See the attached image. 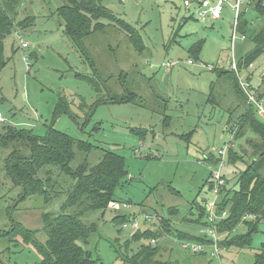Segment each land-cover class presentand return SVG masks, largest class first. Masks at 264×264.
<instances>
[{
    "label": "rangeland",
    "instance_id": "374dc122",
    "mask_svg": "<svg viewBox=\"0 0 264 264\" xmlns=\"http://www.w3.org/2000/svg\"><path fill=\"white\" fill-rule=\"evenodd\" d=\"M184 1L195 0H101L113 16L137 31L143 50H135L123 31L112 28L87 37L85 45L100 73V93L82 80L85 75L91 77L93 70L64 33L57 10L64 0H22L13 28L29 46L22 49L15 34L4 41L2 57L6 65L0 70L4 123H0V133L4 126L12 125L41 137L52 128L90 144L93 148L87 155L75 152L72 168L84 161L94 166L105 152L121 156L126 163V179L114 191L108 209L89 212L84 218L96 224L88 251L101 264H122L121 254L132 259L140 243L146 241L135 242L130 237L159 224L156 220L146 224L145 215L156 213L171 221L173 233L198 234L197 206L214 198L207 188L211 171L218 169L229 180L226 187L231 188L237 175L253 161L248 140L255 142L256 137L249 130L232 143L233 151L243 155L245 161L235 165L227 161L233 139L229 123L243 111L244 101L235 96L229 76H218L220 71H228L232 59L238 62L253 48L252 41L248 37L241 40L239 33L232 47L231 5L235 0L223 4L222 17L216 21L198 19L194 6L188 9ZM256 16L250 9L245 18L259 29L264 20ZM251 31L249 26L246 35ZM199 42L202 46L198 53L190 52ZM249 72L250 81L243 73L238 74V80L252 89L260 85L263 93L264 56L253 62ZM126 89L135 93L132 102H117L131 96L124 93ZM211 92L219 104L208 103ZM60 97L69 110L54 116ZM225 147L221 159L217 151ZM6 153H0V264H36L40 257L31 246L17 237L13 239L12 225L18 223L37 231L36 239L44 243L45 234L39 232L43 216H58L65 196L48 203L30 195L22 200L21 187H15L3 170ZM211 160L221 161L213 164ZM56 176L44 175L50 179V189L58 191L61 185L65 191L68 186ZM135 218L139 230L123 227V219ZM236 229L237 234L246 231L241 226ZM175 237L159 240L161 251L154 259L161 264H205L210 260L209 256H194L181 249V241ZM263 243L264 221L249 246L220 247L219 256L212 261L253 264Z\"/></svg>",
    "mask_w": 264,
    "mask_h": 264
},
{
    "label": "trees",
    "instance_id": "16d2710c",
    "mask_svg": "<svg viewBox=\"0 0 264 264\" xmlns=\"http://www.w3.org/2000/svg\"><path fill=\"white\" fill-rule=\"evenodd\" d=\"M64 1L63 6L57 9L58 16L64 25V33L73 40L75 47L93 70L91 77L85 75L82 80L91 85L96 93H100V73L95 69V63L88 53L85 39L96 34V32L112 28L114 31H123L135 50L142 51L141 38L131 25L117 19L104 8L101 5V0ZM21 4L22 0H0V70L6 65L4 57H2L4 41L7 36L17 31V29L14 30L16 27L13 28V24ZM250 9L256 12V18L264 20V0H250V6L243 7L237 18V32L245 39L248 37L252 41L253 48L238 62L235 61L237 72L229 67L227 72L220 71L218 76H229V82H231L235 96L241 97L244 101L243 111L238 117L231 119L229 123L228 128L233 139L227 149V161L233 165L245 161L243 155L233 151L232 145L233 142L243 136L244 131L249 130L256 137L255 142L248 140L253 149V161L250 165H246V169L241 175H237L234 187H226L229 180L224 175L222 176L225 184L220 188L216 210L218 214L227 211L228 215L214 228L217 235L221 237L219 245L224 250L231 247L243 249V247L249 246L258 225L264 221V121L257 116L253 107L247 104V97L241 90L238 80V74L243 73L245 79L250 81V67L256 59L264 56V25L256 29L253 27L254 21L246 20L245 16ZM249 26L252 31L246 35ZM201 46L202 42L195 44L190 52L198 53ZM261 81V85H264V78ZM124 91L125 94L131 96L121 97L117 102H132V96L135 97V93L129 92L127 89ZM253 92L257 99L262 100L264 98V92H261L260 85L254 87ZM57 102L54 116L69 110L68 103L61 97L58 98ZM209 102L214 105L219 104L216 97L213 96V92L208 95ZM47 133L46 136L37 137L28 129L24 130L12 125L10 127L4 126L1 129L0 153L7 152L2 160L3 170L15 187H21V199L24 200L30 195L41 198L44 203H48L60 196H65L61 213L58 216H43V228L39 232L42 231L45 234L46 241L44 243L36 239L37 231L27 230L18 223H13L10 233L14 235L13 239L17 237L25 246L28 247L29 245L35 250L40 257V262L36 264H101L100 260L93 258L88 251L90 238L96 233V224L94 222L88 223L84 218L89 212H104L105 209H108V204L114 200V191L126 179V163L121 156L105 152L99 163L94 166H90L84 161L76 168H72L71 162L75 152L87 155L93 147L88 143L75 141L52 128H49ZM220 161H212V163L217 164ZM50 174H56L60 181L63 179V183L68 188L63 191L60 185L58 191L53 190V188L50 189V179L44 177V175ZM60 181L58 180V183ZM212 186L210 176L207 183L208 190L212 191ZM197 207L198 213L195 215V224H198L199 227H206L208 223L202 222L206 210L205 203L204 206ZM125 222L128 221L124 219L121 221L123 224ZM240 226L246 231L237 234L236 228ZM173 228L171 221L161 217L158 225L142 232H136L130 238L135 242L146 241V243H140L139 250L132 256L131 260L126 254L119 255L122 264H161L154 258L159 254V240L166 238V236L172 235L180 241L205 245L212 243L205 234L173 233ZM2 235L6 234L3 233ZM152 240H156V243L152 244ZM197 255L208 257L207 252ZM205 264L215 263L210 259ZM253 264H264V243L255 254Z\"/></svg>",
    "mask_w": 264,
    "mask_h": 264
},
{
    "label": "built area",
    "instance_id": "2783aa9c",
    "mask_svg": "<svg viewBox=\"0 0 264 264\" xmlns=\"http://www.w3.org/2000/svg\"><path fill=\"white\" fill-rule=\"evenodd\" d=\"M228 0H195L194 2L184 1L183 6L186 8H191V6H194V13L197 15L198 19H210L211 21H216L221 19L222 12L224 11V3ZM246 5L250 6V0H235V2L231 5L232 11L234 12V22L232 25V31H231V41H232V47L234 44V41L237 39V27H238V15L245 7ZM16 38H18L19 41H21V47L27 48L29 46L27 41H22V37L20 32L16 31L15 33ZM237 35V36H236ZM245 37L241 36V40H244ZM23 59L26 61V57H23ZM27 62V61H26ZM28 63V62H27ZM229 67L231 70L237 72V66L235 64V60L232 59ZM252 68V66L250 67ZM262 77H264V74H262ZM240 87L243 91L245 97H247V104L252 106L254 109V112H256L257 116L264 121V101L257 99V97L254 95L252 86L245 84L241 81ZM0 123H4V118H2V115L0 113ZM226 148L224 150L217 151L218 156L221 158L226 151ZM223 158V157H222ZM221 158V159H222ZM222 164V163H221ZM220 164V165H221ZM211 180H212V193L214 195V198L211 202L205 203V216L204 220L208 223L206 227H200L199 228V234H205L208 236L212 243L209 245H205L202 243H193L189 241H181L179 242L180 248L187 252H189L191 255H197L202 252H207L210 259H213L217 256H219V252L221 250L219 241L221 237L217 235L214 226L221 222L222 220L227 218L228 212L223 211L221 213H217V200L220 195V188H222L225 184L222 175L219 173L218 169L211 171ZM152 220H156L160 222L161 217L158 214H150L145 215L143 218V222L146 224L151 223ZM124 228H129L132 231H136L140 229V223L136 220H130L128 222H125L123 224ZM156 240H152V244H155Z\"/></svg>",
    "mask_w": 264,
    "mask_h": 264
}]
</instances>
